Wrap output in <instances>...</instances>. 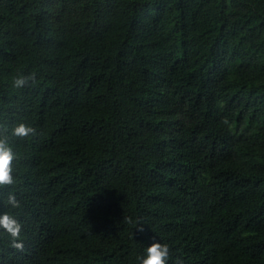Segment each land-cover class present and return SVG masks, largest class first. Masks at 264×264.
<instances>
[{"label": "trees", "instance_id": "16d2710c", "mask_svg": "<svg viewBox=\"0 0 264 264\" xmlns=\"http://www.w3.org/2000/svg\"><path fill=\"white\" fill-rule=\"evenodd\" d=\"M0 124V264H264V0H0Z\"/></svg>", "mask_w": 264, "mask_h": 264}, {"label": "clouds", "instance_id": "9594fccd", "mask_svg": "<svg viewBox=\"0 0 264 264\" xmlns=\"http://www.w3.org/2000/svg\"><path fill=\"white\" fill-rule=\"evenodd\" d=\"M30 81L35 82L34 75L24 76L23 74H18L13 77L11 86L17 90L23 89ZM8 132L7 125L0 124V188L12 187L17 183L14 176V162L17 160V155L9 143L10 136ZM35 135H37V130L23 122L11 128V137L24 139ZM6 203L12 209L21 207L20 201L14 191L7 194ZM22 228L23 225L15 215L10 212L0 213V232L11 238V246L18 251H22L24 247V242L21 238ZM136 229L139 232L144 231V227L139 224ZM169 254V246L154 239L145 248V254L137 259L139 264H167Z\"/></svg>", "mask_w": 264, "mask_h": 264}]
</instances>
